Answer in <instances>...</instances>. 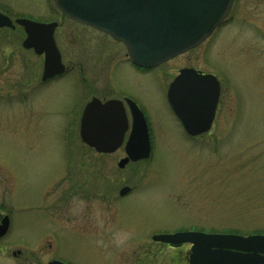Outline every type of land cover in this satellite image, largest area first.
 Masks as SVG:
<instances>
[{
	"label": "rangeland",
	"instance_id": "374dc122",
	"mask_svg": "<svg viewBox=\"0 0 264 264\" xmlns=\"http://www.w3.org/2000/svg\"><path fill=\"white\" fill-rule=\"evenodd\" d=\"M257 1L235 0L205 42L141 77L121 64L111 68L110 58L125 49L62 21L52 0H0L9 18L59 23L54 40L69 70L40 86L42 59L22 48L23 31L0 32V214L10 221L0 246H58L71 264H184L151 237L264 236V5ZM79 66L96 86L109 76L113 96L140 105L148 160L119 170L122 150L98 155L80 142ZM182 68L211 73L220 86L211 130L195 139L165 98ZM66 163L80 173L69 186H79L80 196L72 193L53 210ZM123 187L130 192L120 199Z\"/></svg>",
	"mask_w": 264,
	"mask_h": 264
},
{
	"label": "water",
	"instance_id": "95a60500",
	"mask_svg": "<svg viewBox=\"0 0 264 264\" xmlns=\"http://www.w3.org/2000/svg\"><path fill=\"white\" fill-rule=\"evenodd\" d=\"M233 0H53L66 18L107 33L122 42L131 62L154 68L204 42L229 13ZM15 25L25 34L22 48L43 56L42 81L64 71L53 34L55 23L42 24L18 19ZM13 30L12 21L0 13V29ZM220 94L219 83L211 75L183 69L169 85L166 100L184 132L193 138L208 132L215 117ZM131 114L130 134L125 143V158L117 167L150 157V140L143 114L127 101ZM128 128L123 107L118 101L104 104L91 101L80 124L81 142L98 154H113L122 144ZM129 188L119 191L125 196ZM9 227L0 222V239ZM153 242L178 247L190 244L189 264H264L254 254L264 252V236L241 237L183 232L156 235ZM251 254V255H250ZM59 264V263H53Z\"/></svg>",
	"mask_w": 264,
	"mask_h": 264
},
{
	"label": "flooded vegetation",
	"instance_id": "af4514ba",
	"mask_svg": "<svg viewBox=\"0 0 264 264\" xmlns=\"http://www.w3.org/2000/svg\"><path fill=\"white\" fill-rule=\"evenodd\" d=\"M234 1L235 0H233V3H232L231 8H230V11H231V9H232V7L234 5ZM257 2L259 3L260 6L264 5V0H258ZM228 16H229V14H228ZM60 17H61L62 21L71 22V23L80 25L83 28H85L87 30H90L91 32H94L96 35L102 36L101 38L109 39L110 43H115L117 47H118V45H121L125 49L124 55L120 56L118 58H116L115 56H114L113 59L110 58V60H111L110 61L111 62L110 63L111 68L114 66V64H118V66L121 64L122 66L124 65L127 69H132L135 72V74H137V75H139L141 77H148L151 74H153L154 71H156L157 69H159L161 67V66H158V67L153 68V69L137 67V66L132 64V62L129 59L128 53L126 51V48L121 43L115 42L107 34H105L103 32H99V31H96L94 29L88 28V27H86L84 25H81V24H78L76 22L70 21V20L62 17L61 15H60ZM16 19H20V18H16ZM23 19H29V20L37 22L36 21L37 19H35V18L24 17ZM13 20H15V19H13ZM40 23H42V22H40ZM49 23H53V21L49 22ZM57 24H58V27H59V23H57ZM57 28H56V30H57ZM102 49L104 50L105 47H103ZM102 54H104V52ZM39 58H41L43 60L42 57H39ZM61 61H62V59H61ZM116 61H118V63H116ZM182 69H190V68H182ZM182 69H179L177 74ZM2 70H3V67L0 66V73L2 72ZM68 71H69L68 68L65 66L64 73L62 75L54 77V78H52V79H50V80H48V81H46L44 83L40 82V86H45L48 82H52L53 80H57V79L61 78V76L65 75V73L68 72ZM195 71L200 72L203 75L211 74V73L198 71V70H195ZM79 72H80V74H79L80 75V77H79L80 81H79L78 87H79V91H80V101L84 102V106H83V109L81 111L80 117L82 116V112H83L85 106L88 103H90L92 100H98L101 103H105V102H107L109 100H116V101L121 102V104L123 106V109H124L125 116L127 118L128 125L131 124V115H130V111H129V108H128V105H127V101H131L142 112L141 108L139 107L140 105L132 97H127V96H119V97H117V96H113V93L110 91L109 80L111 81V78L109 76L105 77V80H103L104 83L102 82L103 85L101 87H99L100 84H98L97 85L98 87H97L95 85L96 80H95V83H94V81H92L88 77H86V75L84 74L83 69H82L81 66H79ZM177 74H176V76H177ZM160 75H161V73H160ZM176 76H174L173 79ZM169 83H168V85H169ZM168 85L166 87V92H167ZM166 92H165V94H166ZM128 135H129V127L127 128V130H126V132H125V134L123 136L122 145L119 147V149L117 151L122 150L123 153H124V144H125V142L127 140ZM61 156H62V153H61ZM61 160H63L62 157H61ZM61 166H62L61 173H60V175H58V177H59L58 179H60V180L58 181V179H57L55 181V182H58V183H56L54 189L52 190V194H55V192H56L58 194V196H59V200L54 205H51L53 210H57L59 208V204L60 205L62 204V206H63V204L65 203V200L69 196H71L72 193L73 194L75 193V195L77 194V196H80V187L79 186L77 187V186L74 185V188L72 190H71V187H69L70 186V182H72V183L76 182L75 181V176H77V175L80 176V173L78 172L75 175V173L73 172L75 170L72 169L70 167V165L67 164V163L66 164H61ZM73 190L75 192H73ZM127 196H128V194L126 196H124V197L126 198ZM120 199H123V197L120 198ZM3 217H7V216H2L0 214V222L3 219ZM9 228H10V221H9ZM8 232H9V229H8ZM8 232H7V234H8ZM202 233H204V232H202ZM7 234L1 240H4L6 238V236H7ZM161 248H162L161 250H165L166 249V250L173 251L181 262H184V264H188V262H189V253H190L189 251H190V248H191L190 245H182V246H178V247L161 246ZM261 250H264V247L261 248ZM28 251L29 252H27V250H25V249L24 250H17V249H14V247H12V246H0V262H5L4 264H6V263L7 264H53V263L71 264L65 258V256L63 255L62 251L59 249L58 246H33ZM28 254H30V256H31L30 258H28ZM254 256H257L260 260L264 261V252L254 254Z\"/></svg>",
	"mask_w": 264,
	"mask_h": 264
}]
</instances>
